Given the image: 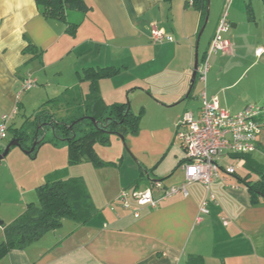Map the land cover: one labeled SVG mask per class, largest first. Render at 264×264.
<instances>
[{"label": "crops", "instance_id": "obj_1", "mask_svg": "<svg viewBox=\"0 0 264 264\" xmlns=\"http://www.w3.org/2000/svg\"><path fill=\"white\" fill-rule=\"evenodd\" d=\"M84 1L90 10L82 14L86 18L75 36L66 33L64 23L44 18L35 0L25 8L14 9L7 17L0 8V29H3L0 42L9 45L0 47V116L13 114L17 109L10 121L12 126L24 107L20 99L25 93L22 82L26 79L35 80L37 85L31 94L45 103L66 90L79 89L81 93H74L76 98L87 95L89 86L85 94L82 89L85 83L79 81L83 71L110 66L121 72L99 83V93L106 105L123 103L118 100L124 99V92L116 85L123 74L130 75L132 89L127 91L125 102H130L135 114L132 103L140 99L150 106L153 104L155 116L160 111L174 116L164 128L171 147L168 143L167 149L155 147L141 154L139 147L138 150L132 147L139 167L126 162L120 148L115 155L120 163L102 157L103 162L111 165L94 171L117 168L120 176L112 180V174L99 173L97 195L85 181L97 215L83 226L64 220L61 228L26 249L11 250L0 264H190L191 257H200L204 264H264V202L253 205L247 187L225 170L221 171L222 179L211 185L215 201L208 203L206 215L201 213V204L207 198V191L200 183L189 185L187 196L177 194L164 200L156 210H144L138 219L119 205L114 211L109 208L124 188H132L136 182L141 189L156 180L162 181L165 188L183 184L185 174L179 165L186 154L176 139V124L185 113L199 115L203 94L209 100L217 98L220 107L232 114L251 104L264 107L263 0H248L247 4L246 0H209V21L200 35L205 21L192 6V0ZM227 4H230L231 28L222 36L230 41L231 47L227 53L210 58L212 65L205 89H200L202 80L199 83L198 75L192 84L196 54L201 58L207 53ZM17 11L22 17L19 23H16ZM87 18L92 23L91 29ZM5 20L7 29H4ZM209 24L211 33L203 42ZM152 25L164 29L175 41L152 44L149 39ZM29 44L36 48V54L24 52ZM10 58L16 59L14 71L7 67ZM141 109L148 116L147 107ZM140 133L141 130L134 137L140 138ZM8 142L0 147V155ZM176 142L179 146L172 148ZM56 149L67 151L66 158L69 157L66 146ZM235 156L222 158L219 165L234 166L236 174L244 177L248 174L245 161ZM251 158L264 163V128ZM126 163L127 180L121 177ZM70 167L68 158L66 167L48 171L39 182L43 184L56 173L74 177L70 175ZM252 180L257 177L252 176ZM38 187L34 185L30 191L35 192ZM30 191L21 192V204L12 203L13 215L5 214L0 197L4 225L13 223L29 203L36 202L24 199ZM0 236L3 237L2 228Z\"/></svg>", "mask_w": 264, "mask_h": 264}, {"label": "trees", "instance_id": "obj_2", "mask_svg": "<svg viewBox=\"0 0 264 264\" xmlns=\"http://www.w3.org/2000/svg\"><path fill=\"white\" fill-rule=\"evenodd\" d=\"M42 16L66 25V33L75 36L82 19L70 21L69 12L86 14L90 8L84 0H35ZM209 0H192V6L201 14L203 23L207 17ZM264 2V0H263ZM190 3L188 2V5ZM36 48L29 44L24 52L36 54ZM205 53L199 58V66L206 58ZM121 69L114 67L88 68L80 76V82L88 83L86 96L74 97L81 93L79 89L66 90L61 96L48 100L38 107L33 117L25 120L22 128L17 130L14 139H19L20 147L30 157H35L39 146L46 143L55 147L66 146L69 165H78L87 158L94 168H103L105 163L95 152V146L109 147L112 137L137 136L144 110L135 114L130 102L106 105L99 93V83L118 76ZM199 73L197 72V75ZM196 75V78H197ZM65 105L66 114L57 118L48 110L51 105ZM95 120V122L92 121ZM95 123L97 125H95ZM12 127L9 128V132ZM51 139L47 140V134ZM34 151L31 152L32 146ZM5 149H3L2 154ZM236 158L245 161L244 177L234 174L240 184L246 186L251 203L264 202V163H257L251 154L238 155ZM186 159L180 163L183 165ZM252 176L257 177L253 181ZM138 182L131 189H138ZM37 202L29 203L23 214L13 223L3 224V241L0 243V262L11 250H24L39 241L48 233L61 228L64 220L78 225H86L98 213L85 180L82 177H64L62 173L50 176L36 189ZM190 264H204L200 257H191Z\"/></svg>", "mask_w": 264, "mask_h": 264}, {"label": "built area", "instance_id": "obj_3", "mask_svg": "<svg viewBox=\"0 0 264 264\" xmlns=\"http://www.w3.org/2000/svg\"><path fill=\"white\" fill-rule=\"evenodd\" d=\"M230 28L228 10H226L218 22L216 32L207 49L206 58L200 64L202 68L200 66L198 68V73H200L198 75L201 76L202 81L210 69L208 62L210 58L230 50V41L222 36ZM149 39L154 45L175 41L164 29L154 25L151 26ZM22 83V92H29L37 85L32 79H26ZM216 99L209 100L206 94H203L199 115L185 113L176 124L175 136L182 143L184 154H186V162L180 166L185 174L183 184L165 188L162 181L156 180L147 188L124 189L109 205L112 211L115 210L116 205H119L120 208L129 211L132 217L138 219L144 210H156L164 200L177 194L187 196V187L194 183H200L207 191V198L201 204V213L208 214V203L215 201L210 191L211 185L222 179L221 171L223 170L229 176L236 174L234 166L229 165L224 168L219 165V161L229 155L254 153L257 149L258 136L264 128V107L251 104L244 110L232 114L221 108ZM16 112L17 109L13 114L0 116V147L8 140L10 121ZM154 192H158L160 195L156 197ZM227 224L228 222H225V225Z\"/></svg>", "mask_w": 264, "mask_h": 264}, {"label": "rangeland", "instance_id": "obj_4", "mask_svg": "<svg viewBox=\"0 0 264 264\" xmlns=\"http://www.w3.org/2000/svg\"><path fill=\"white\" fill-rule=\"evenodd\" d=\"M248 0H246L247 4ZM230 9V4H227L224 11ZM229 13V10H228ZM69 19L70 21L74 20H79L86 18L82 16L81 13H75V12H69ZM244 19H246L244 17ZM86 20V19H85ZM88 20H86L87 24L90 26V29L92 27V23ZM229 21V19H228ZM212 25L209 24L205 30V34L203 37V42H205L208 39V36L211 33ZM202 29L199 33L201 34ZM197 36V40L199 37ZM210 64V67L212 65V61H208ZM200 68H202V65H200ZM209 72V71H208ZM205 74L206 76L204 77V80L201 81V76L199 73L198 81L201 85L200 89H205L206 85V80L208 78V73ZM132 83V78H130V75L123 74L121 80H119V83L116 86H119L122 91L124 92V99L121 98L118 101L119 102H125V96L127 91H129L132 88H129L130 84ZM82 89L85 92L88 90V85L85 83L82 86ZM87 94V93H85ZM20 103L24 104L23 109H21V113L15 118L12 123V131L9 132V137H8V143L7 145L14 139V135L17 130L22 128V125L25 120H28L33 117L34 113L37 111L38 107H41L42 103L44 102H39L36 97L32 96L31 91L30 93H23L21 95ZM86 96V95H84ZM49 99V98H48ZM46 101V100H44ZM133 104V110L138 113L141 108L147 107L148 109V116H144V120L141 124V137L136 139L133 135L129 134L125 137V140H121L120 138L114 136L112 137L111 140V145L109 147H102L100 145L95 146V152L98 154V157L102 158L104 157L105 159H112V161H117V163H120V158H115V155H117L119 149L120 151L123 152V156L126 158V162H132L135 164L137 167H139V162L137 160V156H135L132 150V147H139L140 149L138 152H145L151 148H158V149H167L166 146L169 143V147H171V142H168L170 140V136L168 137V133L165 131V126L168 124V122L171 121L174 116H167L164 113L160 111V114L158 116L156 115V111L153 107V104L150 103L152 106L146 104L145 102L141 101L138 99L134 100ZM48 110L54 114L57 118H62L66 114V109L65 105H51L47 107ZM47 140L51 139V133L48 132L47 134ZM169 139V140H168ZM136 140V141H135ZM168 140V141H167ZM171 141V140H170ZM6 145V146H7ZM5 146V147H6ZM153 146V147H151ZM179 146V143L176 142L174 144V147ZM4 147V148H5ZM168 147V146H167ZM59 147H55L52 144H44L42 146H39L36 156L35 157H30L25 151H23L22 148H19L17 146L11 147V150L9 151V154L1 160L0 163V197L1 200L3 201L4 205V212L7 215H13V210H12V203H17L21 204V192L24 190L30 191L34 185L40 186L42 183L39 182V179L41 176L45 173H48V171H52L57 168H63L68 165V158L66 155L67 151H64V153L60 149H56ZM171 148V149H172ZM134 149V150H135ZM139 154V155H140ZM150 158L151 157L149 156ZM102 160V159H101ZM234 165L233 163H230ZM70 166V165H69ZM127 163L123 166V170L121 173V177H124L126 180L129 176V173L126 169ZM70 175L71 176H82L84 177L85 181L89 184V187L91 188V191L93 194L97 195L98 193V184L96 182H100V176L98 175L103 174L101 172H104V174H112L110 176L113 179H117L120 175L118 174V169H105L103 171H94V167L92 164L88 161L87 158H83L81 162L78 165L71 166L70 169ZM125 189V188H124ZM126 189H131V187H128ZM190 190V189H188ZM31 193H27V195L24 197V199H27L26 201L32 202L36 201L37 202V194L36 191L33 192L30 191ZM94 195V196H95ZM96 197V196H95ZM0 220L3 221V219L0 217ZM2 237L0 236V243L3 241L1 239Z\"/></svg>", "mask_w": 264, "mask_h": 264}, {"label": "clouds", "instance_id": "obj_5", "mask_svg": "<svg viewBox=\"0 0 264 264\" xmlns=\"http://www.w3.org/2000/svg\"><path fill=\"white\" fill-rule=\"evenodd\" d=\"M31 3V0H0V8L3 9L2 15L7 17L9 15V13H12L14 9H22L27 7L29 4ZM138 11H141L142 9H137ZM16 15V23H19L20 20H22V17L19 13V11H17L15 13ZM8 24H7V20H5V24H4V29H7ZM3 30V29H0ZM17 32H19V28L16 29ZM9 45L3 44V42H0V47H7ZM18 55V54H17ZM15 66H16V59L15 58H10L7 61V67L14 71L15 70Z\"/></svg>", "mask_w": 264, "mask_h": 264}, {"label": "water", "instance_id": "obj_6", "mask_svg": "<svg viewBox=\"0 0 264 264\" xmlns=\"http://www.w3.org/2000/svg\"><path fill=\"white\" fill-rule=\"evenodd\" d=\"M208 10H210V3L209 2H208ZM208 10H206L207 11V17L205 19V23H204V27L202 28V32H203V30L205 29V27L207 25L206 23H208V21H209V11ZM198 62H199V56H198V53H197L196 54V59H195V62H194L195 64H194V73L192 75V84H194V82L196 81V75H197L198 68H199V63ZM92 121L95 122V120H93V119H92ZM95 125H97V124L95 123ZM118 138H120L123 141L125 140V138L122 137V136H120V135H118ZM36 144H37V142H35L34 145L32 146L31 152L34 151ZM14 146H17V147H20L21 146L19 139L12 140L5 147V150H4L3 154L0 155V163H1V160H3L9 154V151L11 150V147H14ZM3 224L4 223L0 220V228L3 227Z\"/></svg>", "mask_w": 264, "mask_h": 264}]
</instances>
